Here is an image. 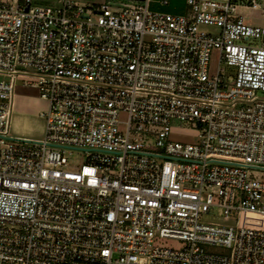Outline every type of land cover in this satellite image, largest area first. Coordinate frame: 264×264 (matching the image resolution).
I'll list each match as a JSON object with an SVG mask.
<instances>
[{"label": "built area", "instance_id": "1", "mask_svg": "<svg viewBox=\"0 0 264 264\" xmlns=\"http://www.w3.org/2000/svg\"><path fill=\"white\" fill-rule=\"evenodd\" d=\"M154 1L0 0V264H264L262 6ZM18 85L40 139L10 134Z\"/></svg>", "mask_w": 264, "mask_h": 264}, {"label": "rangeland", "instance_id": "2", "mask_svg": "<svg viewBox=\"0 0 264 264\" xmlns=\"http://www.w3.org/2000/svg\"><path fill=\"white\" fill-rule=\"evenodd\" d=\"M81 2H84L86 4H101L103 3V0H80ZM262 8L260 10H247V9H241L242 13L246 14V17L249 22L261 25L264 23V0H257ZM151 10L155 12H172L176 14H183L187 10V5L185 0H170L167 5H160L157 2H153L151 4ZM202 30L207 32H212L214 29L206 26H202ZM249 44L255 45L257 47L260 46V41L255 38H251L249 41H246ZM219 64V51H214L211 54V62H210V73H216L217 68ZM16 93L18 94L17 101H22V106H18L16 110V115L20 116L19 121H21L22 124H40L42 121L39 118V114L44 110L40 112V105L37 103L38 101L34 98L39 97V91L36 88L29 87V88H23L21 85L17 86ZM21 96L23 98H21ZM38 96V97H37ZM42 106L41 108H43ZM14 116V114H13ZM122 118H126L125 115L122 116ZM12 123H13V117H12ZM10 134L12 136L20 135L22 137L27 138H34V139H40L42 135L40 133L34 132V133H28V132H22V131H16L15 128L11 125V131ZM172 140H178L183 141L186 143H193L196 141V138L192 135V133H188L186 135H177L173 134L171 135ZM64 155L69 160V168L72 170H77L80 168V166L84 163L85 160V153L80 150H71V149H64ZM248 223H250L251 217L249 215L245 216ZM205 220L208 222H221L223 224H231L232 220L226 221L222 218H218L217 211H213L210 215L205 217ZM170 245L175 247L176 244L174 242H170Z\"/></svg>", "mask_w": 264, "mask_h": 264}, {"label": "crops", "instance_id": "3", "mask_svg": "<svg viewBox=\"0 0 264 264\" xmlns=\"http://www.w3.org/2000/svg\"><path fill=\"white\" fill-rule=\"evenodd\" d=\"M24 88V87H23ZM18 94L16 93L15 95V100H14V116H13V123H12V127L16 129V131H22V132H28V133H34V132H37V133H40L42 136H43V131H44V121L40 118V114H39V118L40 120L42 121V123H38V124H35V123H32V124H22L21 121H19V117L20 116H17L16 114V110L18 108V106H22V101H17V98H18ZM38 97V96H37ZM21 98H23L21 96ZM37 100L40 105V112L44 109L46 110L47 107H48V103L46 100L42 99L39 95L38 98H34L33 100ZM42 106H44L43 108H41ZM43 110V111H44ZM42 111V112H43ZM20 136V135H19ZM42 138V137H41Z\"/></svg>", "mask_w": 264, "mask_h": 264}]
</instances>
